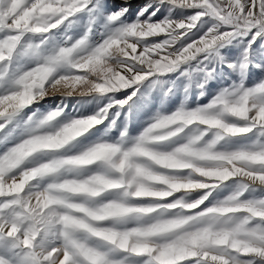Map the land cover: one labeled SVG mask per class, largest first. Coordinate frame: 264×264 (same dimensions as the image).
<instances>
[{
    "label": "snow or ice",
    "instance_id": "6c2138e0",
    "mask_svg": "<svg viewBox=\"0 0 264 264\" xmlns=\"http://www.w3.org/2000/svg\"><path fill=\"white\" fill-rule=\"evenodd\" d=\"M0 264H264V0H0Z\"/></svg>",
    "mask_w": 264,
    "mask_h": 264
}]
</instances>
